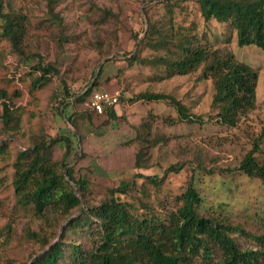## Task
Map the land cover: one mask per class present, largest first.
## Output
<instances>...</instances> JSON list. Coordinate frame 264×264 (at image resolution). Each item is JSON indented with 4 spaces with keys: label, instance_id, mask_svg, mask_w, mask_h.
<instances>
[{
    "label": "rangeland",
    "instance_id": "374dc122",
    "mask_svg": "<svg viewBox=\"0 0 264 264\" xmlns=\"http://www.w3.org/2000/svg\"><path fill=\"white\" fill-rule=\"evenodd\" d=\"M49 1L16 0L27 14L22 46L33 58L25 65L8 54L0 66V86L21 92L7 101L14 118L11 130L5 127L0 101V141L9 146L8 153L0 155V264L30 263L47 247L44 239H60L68 222L80 214L75 208L54 219L59 213L53 211L44 219L17 202L15 161L42 136L70 138V149L61 141L49 152L60 161L69 149L66 160L73 177L85 185L77 189L84 206L98 205L111 188L131 184L128 199L139 196L161 211L176 208L177 195L194 174L203 197L202 213L226 218L254 235L264 234V181L238 169L250 151L264 165V49L240 45L235 30L207 23L195 0H56L54 10L63 18V28L48 15ZM150 22L161 30L151 38ZM172 22L175 29L192 26L201 35L206 32L220 50L258 69L257 106L237 126L217 120L214 85L202 78V67L185 75L169 74L161 58L177 55L160 42L168 39ZM137 52L140 60L130 63ZM38 61L55 69L48 73L45 87L31 90V77L24 72ZM7 77L13 80L6 82ZM89 87L93 94H118V103L95 111L92 95L78 100ZM145 91L172 94L204 121L180 120L175 107L165 101L137 100ZM68 93L73 97L63 105ZM144 124L149 125L144 129ZM140 150L142 167L137 168ZM176 163H184L183 169L168 174L160 186L137 177V172L163 176ZM81 238L66 232V240ZM235 239L243 249L261 247L252 236L236 233Z\"/></svg>",
    "mask_w": 264,
    "mask_h": 264
},
{
    "label": "trees",
    "instance_id": "16d2710c",
    "mask_svg": "<svg viewBox=\"0 0 264 264\" xmlns=\"http://www.w3.org/2000/svg\"><path fill=\"white\" fill-rule=\"evenodd\" d=\"M50 0L48 15L60 28L63 18L54 10ZM186 1V0H181ZM205 21L224 24L236 31L240 45L256 44L264 49V0H195ZM27 14L19 8L16 0H0V66L8 54L19 58L25 65L31 63L33 56L23 46L26 33ZM171 24L163 45L176 57L163 56L170 75L189 74L202 67V78H210L214 85L212 106L217 120L235 127L257 106L258 69L238 59L231 53L220 50L195 27L175 29ZM160 32L159 27L150 22V38ZM147 36V38H148ZM169 44L170 46L166 47ZM157 45V42H153ZM140 60L139 52L133 54L130 63ZM143 61H148L143 58ZM55 68L38 61L36 66L24 72L31 77V90L41 89L49 82L48 73ZM37 71H40L38 74ZM23 75L22 81H26ZM10 82L13 78H6ZM19 90L10 91L0 86V101L4 105L2 117L5 127L13 129L11 110L7 101L19 97ZM93 95L89 87L79 97L84 99ZM72 95L63 98L66 104ZM137 100L165 101L175 107L182 121H204L203 116H195L190 107L172 94L163 92H140ZM69 119L77 127L73 117ZM149 124H144L145 129ZM264 136V130L262 132ZM66 141L68 137L48 138L22 150L15 161L13 186L20 206L32 209L35 214L49 217L58 212L59 219L72 209L80 208V214L66 225L60 239L43 240L47 246L32 257L28 264H264V234L254 235L240 224L226 218L201 212L203 197L195 184L194 174L177 195L176 208L156 209L139 196L128 199L131 184L110 189V195L100 204L83 205L78 192L85 187L82 180H75L67 157L69 149L60 161L50 155L52 145ZM255 148H259L258 143ZM7 142L0 141V155L8 153ZM142 152H138L136 167L140 164ZM184 163L169 166L163 176L141 174L156 186L163 184L171 172H180ZM240 171L249 176H258L264 181V165L248 152L242 160ZM72 230L81 234L80 240H66V232ZM252 236L260 241L259 249H243L235 234ZM38 238V234H31ZM39 239V238H38ZM42 239V238H41Z\"/></svg>",
    "mask_w": 264,
    "mask_h": 264
},
{
    "label": "built area",
    "instance_id": "2783aa9c",
    "mask_svg": "<svg viewBox=\"0 0 264 264\" xmlns=\"http://www.w3.org/2000/svg\"><path fill=\"white\" fill-rule=\"evenodd\" d=\"M91 100L94 110L102 112L106 106L111 107L118 103V94L98 91L92 95Z\"/></svg>",
    "mask_w": 264,
    "mask_h": 264
}]
</instances>
